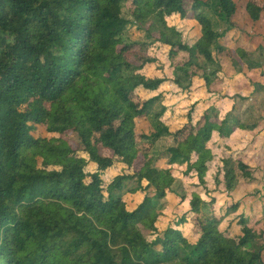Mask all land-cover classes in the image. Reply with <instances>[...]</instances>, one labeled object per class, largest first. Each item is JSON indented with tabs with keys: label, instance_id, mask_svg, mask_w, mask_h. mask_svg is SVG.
<instances>
[{
	"label": "trees",
	"instance_id": "trees-1",
	"mask_svg": "<svg viewBox=\"0 0 264 264\" xmlns=\"http://www.w3.org/2000/svg\"><path fill=\"white\" fill-rule=\"evenodd\" d=\"M262 91L264 0H0V264H264L235 201L264 175L238 101Z\"/></svg>",
	"mask_w": 264,
	"mask_h": 264
},
{
	"label": "rangeland",
	"instance_id": "rangeland-1",
	"mask_svg": "<svg viewBox=\"0 0 264 264\" xmlns=\"http://www.w3.org/2000/svg\"><path fill=\"white\" fill-rule=\"evenodd\" d=\"M167 22H168L169 26H171V27H178V28L183 27L181 24L182 21L179 17L168 18ZM142 28H143V30H141V29L139 30L136 28H132L130 30L132 33L133 39L138 40V41H144L145 37L149 34L155 38H158L160 31L163 29L161 26V23L159 22L158 18H156V17H153L149 21L144 23V25H142ZM132 51H134V53L139 54L143 58L147 57V58H151V59H156V64H153L152 66H150L147 69V73L150 77L160 76V75L164 74V72L168 73L170 63H169V60L167 58L166 49L163 51H159V48H157V47L154 49H151V48L149 49L147 47H144L143 51H142L140 49V47L137 46ZM133 60H134V58H133ZM182 60H183V57L180 56V61H182ZM134 65H136L135 61H134ZM212 68L210 67L209 70L211 71ZM162 69H163V71H162ZM132 73L133 72H130V71L126 72L127 75H131ZM214 80H215V82H214V85L212 87L214 90H217V92H220V93L221 92L223 93L224 91L229 90V87H227V82L221 83V81L218 79H214ZM234 92L235 91H233L232 93H234ZM140 96L143 99L147 98L145 96V94L140 95ZM257 98L261 99V100H259L260 101L259 103H257V102L254 103V102H252V100L249 102H242V101L238 100L241 107H242L241 111L239 112L240 113L239 117L244 123H246L248 125H252L255 121H259L258 118L262 115V111H263L262 107H264V91H262L258 95ZM155 111H156L155 113H157L158 110H155ZM155 124H156V121L154 119V115L150 116L148 119L139 123V125L143 129H147L149 126H151V128H152ZM178 125H180V124H178ZM262 126H263V124L260 122L259 126L257 128L254 129L252 127V129L258 130ZM253 130H252V132H254ZM46 135H47V133L45 131V127L38 126V128L35 132V136H46ZM66 138L68 139V137H66ZM169 145H172V142H170L169 140H164V141H161L160 143L158 142L155 145L154 154L159 156V154H162L163 152H165L164 149L166 147H168ZM117 170H120V167H117ZM134 186H136L135 182L130 184L131 188ZM235 201L240 202L241 199L240 198L235 199ZM174 203L176 205V202H174ZM241 211H242V208H239V210L236 212V214H239ZM252 216H254V218H256V219L259 217V216H255V215H252Z\"/></svg>",
	"mask_w": 264,
	"mask_h": 264
},
{
	"label": "crops",
	"instance_id": "crops-1",
	"mask_svg": "<svg viewBox=\"0 0 264 264\" xmlns=\"http://www.w3.org/2000/svg\"><path fill=\"white\" fill-rule=\"evenodd\" d=\"M227 87H229L228 82ZM262 108L264 110V107ZM253 131L245 133L247 139L256 138L255 147L249 154V161L252 166L260 167L264 172V126ZM261 176L263 178L256 182L248 185L245 184L236 195L235 199H241L238 202L240 205L239 208H242L240 213H245L246 216L255 215L260 217L264 212V175Z\"/></svg>",
	"mask_w": 264,
	"mask_h": 264
}]
</instances>
